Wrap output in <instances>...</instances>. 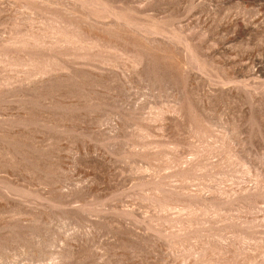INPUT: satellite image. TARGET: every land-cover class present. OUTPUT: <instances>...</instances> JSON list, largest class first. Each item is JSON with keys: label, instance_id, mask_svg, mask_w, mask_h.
I'll return each instance as SVG.
<instances>
[{"label": "rangeland", "instance_id": "374dc122", "mask_svg": "<svg viewBox=\"0 0 264 264\" xmlns=\"http://www.w3.org/2000/svg\"><path fill=\"white\" fill-rule=\"evenodd\" d=\"M0 264H264V0H0Z\"/></svg>", "mask_w": 264, "mask_h": 264}]
</instances>
